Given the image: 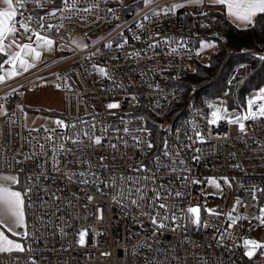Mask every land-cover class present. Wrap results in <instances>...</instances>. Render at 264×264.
<instances>
[{
	"label": "built area",
	"instance_id": "built-area-1",
	"mask_svg": "<svg viewBox=\"0 0 264 264\" xmlns=\"http://www.w3.org/2000/svg\"><path fill=\"white\" fill-rule=\"evenodd\" d=\"M68 3H75V8L57 11L55 16L47 13L64 8L62 0L44 8L27 5L25 17H44L43 29L35 20L30 27L52 39L60 57L0 88V172H20L21 182L31 188L25 197L29 235L24 245L31 251L0 254V264H264V248L249 258L242 244L243 220L264 218L259 204L264 187V118L244 121V132L230 123L236 117L228 118L226 113L245 114L246 101L242 107L227 104L221 113L227 118L212 124L214 110L209 104L218 97H201L193 88L185 98V90L178 86V80L193 73L198 62H208L220 48L226 54L245 48L235 49L227 43L225 22L203 19L189 26L179 9L152 15L159 2L128 17L123 13L128 7L124 0ZM86 8L90 11H83ZM203 12L200 7L194 10L197 16ZM145 14L150 19L145 20ZM48 25L54 27L48 29ZM76 36L87 48L74 44ZM154 41L159 43L150 47ZM17 42L29 41L18 36ZM202 42L215 46L201 51ZM181 43L184 47H179ZM118 44L124 47L118 48ZM172 48L178 51L172 52ZM135 52L139 57L131 55ZM254 53L264 56V48ZM101 67L108 76L99 72ZM24 83L33 89L55 86L63 92L64 110L54 114L50 126L28 127L23 95L17 89ZM261 88L264 84L249 98ZM109 103L120 107L109 109ZM56 120L75 127H57ZM154 125L161 132L158 141L152 136ZM125 127L128 133L123 131ZM140 128H147L151 136L137 132ZM197 129L203 140L196 137ZM75 133L80 134L78 143L67 139H76ZM49 135L57 146L64 144L65 151L56 153L58 171L45 157L24 159L38 153L40 144L45 145V156H52L45 139ZM137 135L139 145L133 140ZM89 137H100L101 143L95 144ZM145 140H151V149L144 145ZM165 141L170 156L164 155ZM196 156L199 159L193 158ZM141 166L148 171H137ZM81 172L89 175L69 179L72 173ZM26 176L31 177L27 183ZM144 177H155V182ZM212 178L219 188L209 182ZM81 179L89 183H79ZM137 179L139 183H135ZM161 185L164 202L177 205L170 212L181 216V210L199 206L207 227L184 221V226L172 231L175 223L167 221L169 229L154 234L156 226L149 219L154 213L147 206L150 200H138L140 207H136L130 201L137 195H127V189L140 188L151 198L152 189L159 190ZM214 188L216 196L210 194ZM176 192L182 195L175 196ZM237 216L244 219L235 221ZM225 230L227 236L220 241ZM81 231L85 232L83 245L79 243Z\"/></svg>",
	"mask_w": 264,
	"mask_h": 264
},
{
	"label": "snow or ice",
	"instance_id": "snow-or-ice-1",
	"mask_svg": "<svg viewBox=\"0 0 264 264\" xmlns=\"http://www.w3.org/2000/svg\"><path fill=\"white\" fill-rule=\"evenodd\" d=\"M120 3L123 2V0H119ZM154 0H143V3L145 5H150L153 3ZM198 5H202L205 2H208L213 5H222L226 6L227 15L232 18L233 23H236L237 26H240V24H243L245 27H254L255 22L254 18L258 15H264V0H193ZM3 5L6 7L3 10H0V71H4L5 75H0V83H3L5 81V76L11 77L13 75H19L20 73L18 71H12L9 69H5V65H11L12 69H15L17 66V62H19V68L23 71H27L29 68L35 66V62L39 59L41 52L37 51L36 48H46L48 51H52V45L54 44V41L50 38H48L46 35H41L40 32L35 31L30 27L31 22L34 20L39 24L40 28H44V17H34L32 15H28L27 17L24 16V10H26L27 5L29 3L34 4L37 8H44L48 4H53L54 0H2ZM62 3L64 5V8L61 9H54L53 11L47 13L49 16H55L57 11H64L66 9L75 8V3L69 5L68 0H62ZM185 6L184 3H174L170 6H166L164 9L159 11H153L152 15L159 16L161 14V11L163 14L168 15L169 13H175V11L181 7ZM93 7H98V5H93ZM19 10V11H18ZM83 11L87 12L90 11V9L86 8L83 9ZM109 12H115L114 9H108ZM20 16V19L17 20V16ZM202 15H207V13H202ZM119 17H117L118 19ZM145 20L150 19L148 14H145L144 16ZM17 24L19 27H17ZM62 26V25H61ZM208 25H202V27H207ZM53 25H48V29L53 28ZM139 27L143 28V24L141 23ZM21 29L23 31H21ZM11 36L12 39L6 44L5 41L8 40V37ZM21 39H26L29 42L28 43H18L17 37ZM33 36H35V41H33ZM135 39L139 40L140 36H135ZM124 43H127V40L124 41ZM159 42L154 41L150 47H155ZM33 44L36 45V47H33ZM88 45H84L85 48H87ZM214 44H210L207 42H202L201 44V51L205 48L214 47ZM107 47L111 48L112 44L109 43ZM118 48H123L124 44H118ZM179 47H184V44L181 43ZM172 52H177L178 48H172ZM95 55V53L93 54ZM131 55H134L136 57H139V53L135 52ZM96 67L95 65L93 66ZM99 72L104 75L108 76V72L105 70V68L101 67L98 69ZM112 78V77H109ZM59 87V85H57ZM119 87H123V85H119ZM157 90H159V85L155 86ZM131 99H135V97H131ZM166 99V97H165ZM120 105L118 103H109L107 105V108L109 109H115L119 108ZM156 107H160L159 104L156 105ZM210 107H214L213 105H210ZM226 111L217 108L214 110L211 114L212 119L211 123L216 124L217 121L221 118H227L226 116L222 117L221 112ZM264 118V88H261L258 90L256 94H254L251 98L247 100V107L246 112L243 115L237 116L235 119H231L229 122L233 124L239 125V129L241 132L245 131V124L244 121L252 120L255 121L257 119ZM55 124L57 127L67 129L68 127H75V125H66L64 121L62 120H56ZM195 128V125H193ZM55 132V129L52 130ZM125 133L129 132V129L125 127L123 129ZM144 132L146 136H151L150 131L147 128H140L137 129V132ZM76 139H73L72 137H67L68 140H70L72 143H78L80 142V134L75 133L74 134ZM84 136H88V132L83 133ZM196 137L200 140H203L204 137L201 135L199 130H196ZM90 139H93V142L95 144L101 143L100 137H89ZM47 142L50 145V151L52 152V156L46 157L45 156V145L40 144L39 149L40 151L38 153H32L29 156H25V161L31 160L38 157H45V162L48 160L52 161L53 164V170L58 171V160L56 153L57 152H64V144L61 143L59 146H57L54 142V137L49 135L45 138ZM133 140L136 141L137 145L141 143L139 135L134 136ZM144 145L151 149L153 147V144L151 140H145ZM113 147H115L113 145ZM165 151L164 155L170 156L171 153L167 150V142L165 141L164 145ZM70 151V150H68ZM198 151V150H197ZM178 154V153H177ZM194 159H199L198 156L193 157ZM158 159V158H157ZM19 162V161H18ZM181 163H183L181 161ZM40 167H43V164L39 165ZM8 167H11V165H8ZM148 171L144 166H141L140 169H137V171ZM22 171V170H21ZM172 171L175 172L176 169L172 168ZM81 176L84 177L86 175H89L87 173H72L69 176V179L72 178V176ZM94 176V174H91ZM144 179H152L153 182H155V177H144ZM225 180L227 178H224ZM28 180H31V177L26 176L27 183ZM129 181H132L133 178H128ZM199 181H197L198 183ZM212 184H215L217 188L220 187V185L216 182L214 178L210 179L209 181ZM79 183L82 184H88V179H81ZM115 181H113V184ZM135 183H139V179L135 180ZM20 172L16 173H7V172H0V254L3 253H12L13 251L16 252H25V251H31V248L28 249L25 248V246L18 242L17 240L10 238V237H25L29 235L27 232V224H26V216H25V197L26 195L31 192V188L25 187L24 191L17 190L15 186L20 185ZM154 192V196L151 198L146 197V195L143 194V190L140 188H131L129 187L127 189V195L131 196L135 192L137 195V199H132L130 203L132 205H135L136 207H140V204H138L139 201H143L145 199H149L150 203L147 205L153 215H149V219L151 222L156 226L154 229V234L158 231L169 229V224L167 221H172L175 223V226L171 228L170 230L175 231L178 228H181L184 226V221H190L193 225L197 227H207V224L201 220V209L199 206L195 207H188L187 209L181 210V216H178L175 211L170 212L169 209H175L177 205H169L166 202H164L165 197L161 195V192L163 191V186L161 185L159 190L158 189H152ZM120 195H125L124 191L120 192ZM182 193L176 192L175 196H181ZM59 199V198H57ZM89 200L92 199L91 196L88 197ZM239 203V201H237ZM207 212L210 214H215L212 209H207ZM262 212H264V209H262ZM148 214V213H144ZM181 217H183V220H181ZM229 220H233L231 213H229ZM240 219H244V217L237 216L235 217V221H238ZM233 221V222H235ZM261 223L264 224V219H261ZM20 229H23V231H20ZM80 235V241L79 243L81 245L84 244V236L85 232L81 231L79 233ZM227 236V230H225L219 237L220 241H223V239ZM249 248L248 251L245 252V255L251 258L254 255V250L258 248H264V244H260L254 240H244V247ZM32 264H35V261L32 262Z\"/></svg>",
	"mask_w": 264,
	"mask_h": 264
},
{
	"label": "trees",
	"instance_id": "trees-1",
	"mask_svg": "<svg viewBox=\"0 0 264 264\" xmlns=\"http://www.w3.org/2000/svg\"><path fill=\"white\" fill-rule=\"evenodd\" d=\"M124 2L128 6L123 10L125 17L146 6L143 0H124ZM179 12L182 14L185 24L189 26L197 25L199 20L203 19L225 22L224 32L227 43L234 46L235 49L245 48L244 52L233 54H226L220 48L208 62H198L193 73L178 80V86L186 92L185 98L195 88L201 97L212 99L225 95L228 105L244 106L250 95L264 84V56L254 53L255 48L264 47V15L254 18V27L239 28L228 19L224 9L213 4H208L207 9L203 12L207 15H195L194 9L188 5L179 8ZM150 124H153L152 121ZM160 134V129L154 125L152 129L154 140L158 141ZM18 187L23 192L25 184L21 182ZM259 204L261 207L264 206V187L259 193ZM25 214L27 218L26 199ZM23 239L25 245V237Z\"/></svg>",
	"mask_w": 264,
	"mask_h": 264
},
{
	"label": "rangeland",
	"instance_id": "rangeland-1",
	"mask_svg": "<svg viewBox=\"0 0 264 264\" xmlns=\"http://www.w3.org/2000/svg\"><path fill=\"white\" fill-rule=\"evenodd\" d=\"M154 2H159L158 7L155 8L154 11H159L164 9L166 6H170L174 3H184V5H188L192 7L195 10V2L193 0H154ZM5 6V5H4ZM201 7H206V4L203 3L200 5ZM220 7V6H219ZM226 7V6H223ZM226 13L227 10L225 9ZM231 21L232 18L230 17ZM243 25V24H240ZM12 39L11 36L8 37V40L5 41L7 44ZM74 44L79 47L83 48L84 44L81 42L80 39L76 36L73 40ZM33 47H36L34 44ZM263 47H258L256 49H261ZM52 51H48L46 48H39L37 47L36 50L41 52V55L39 59L35 62V66L29 68L27 71H23L19 68V62H17V66L15 69H12L11 66L5 65V69H9L12 71H18L19 75H13L11 77L5 76V81L3 83H0V88L15 82L32 72H35L53 62L58 60L60 55L56 51V45H52ZM0 75H5L4 71H0ZM43 76H41L42 78ZM23 95V106L25 110V116H26V122L28 127L30 128H39V127H48L52 123H54V114L60 113L64 110V95L63 92L59 89L54 87H47V88H41V89H33L29 86V83H24L18 86L17 88ZM209 105H213L214 107H210L211 110L219 109H225L227 105L226 97L225 95H220L217 100H214L210 102ZM222 113V112H221ZM226 116L228 118H234L238 116V112L236 110H231L226 113ZM17 190H19L17 188ZM218 193V190L214 188L213 190H210V194L216 196ZM211 208V206H210ZM264 209V206L261 207ZM264 213V212H262ZM264 219V218H261ZM261 219L257 218H250V219H244L243 220V235H242V244L244 246V240H254L260 244H264V224L261 223ZM20 231H23V229H20ZM18 242L22 241V237H10ZM22 243V242H21ZM244 247V251H248L249 248ZM260 249V248H258ZM258 249L254 250V254L258 252Z\"/></svg>",
	"mask_w": 264,
	"mask_h": 264
},
{
	"label": "crops",
	"instance_id": "crops-1",
	"mask_svg": "<svg viewBox=\"0 0 264 264\" xmlns=\"http://www.w3.org/2000/svg\"><path fill=\"white\" fill-rule=\"evenodd\" d=\"M205 4H206V7L204 8V7H201L200 5H198V4H195V7L194 8H197V7H200V8H202L203 9V11H205L206 9H207V7H208V4H210V3H208V2H205ZM189 5V4H188ZM211 5V4H210ZM216 6H220L219 8L220 9H226V7H223L222 5H216ZM6 6H4L3 5V3H2V0H0V10H3L4 8H5ZM227 14V13H226ZM227 17H228V19L231 21V19H230V17L227 15ZM232 23H233V21H231ZM233 24H235L236 26H237V24L236 23H233ZM237 27H239V28H245V26L244 25H240V26H237ZM16 188H18L20 191H22L19 187H18V185L17 186H15ZM25 216H26V214H25ZM20 238V237H19ZM22 244L24 245V239H23V237H22ZM20 242V243H21Z\"/></svg>",
	"mask_w": 264,
	"mask_h": 264
},
{
	"label": "bare ground",
	"instance_id": "bare-ground-1",
	"mask_svg": "<svg viewBox=\"0 0 264 264\" xmlns=\"http://www.w3.org/2000/svg\"><path fill=\"white\" fill-rule=\"evenodd\" d=\"M263 48H264V47H263ZM261 49H262V48H261ZM261 49H260V50H261ZM255 54H256V53H255ZM257 55H258V54H257ZM259 56H261V55H259ZM262 57H263V56H262Z\"/></svg>",
	"mask_w": 264,
	"mask_h": 264
}]
</instances>
